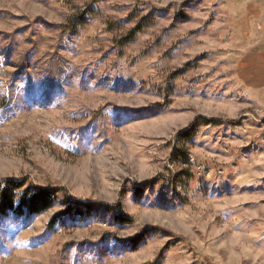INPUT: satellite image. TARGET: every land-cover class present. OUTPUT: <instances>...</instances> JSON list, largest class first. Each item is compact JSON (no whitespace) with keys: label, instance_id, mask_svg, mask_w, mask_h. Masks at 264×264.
I'll return each instance as SVG.
<instances>
[{"label":"rangeland","instance_id":"obj_1","mask_svg":"<svg viewBox=\"0 0 264 264\" xmlns=\"http://www.w3.org/2000/svg\"><path fill=\"white\" fill-rule=\"evenodd\" d=\"M260 44L264 0H0V183L59 191L0 264H264Z\"/></svg>","mask_w":264,"mask_h":264},{"label":"trees","instance_id":"obj_2","mask_svg":"<svg viewBox=\"0 0 264 264\" xmlns=\"http://www.w3.org/2000/svg\"><path fill=\"white\" fill-rule=\"evenodd\" d=\"M24 186L22 181H7L3 186L0 183V202L2 207L8 209L24 207L29 213L41 214L55 205L59 191L52 192Z\"/></svg>","mask_w":264,"mask_h":264},{"label":"crops","instance_id":"obj_3","mask_svg":"<svg viewBox=\"0 0 264 264\" xmlns=\"http://www.w3.org/2000/svg\"><path fill=\"white\" fill-rule=\"evenodd\" d=\"M236 76L242 88L257 97L259 110L264 115V46L260 44L240 54Z\"/></svg>","mask_w":264,"mask_h":264},{"label":"built area","instance_id":"obj_4","mask_svg":"<svg viewBox=\"0 0 264 264\" xmlns=\"http://www.w3.org/2000/svg\"><path fill=\"white\" fill-rule=\"evenodd\" d=\"M258 111H260V110H258ZM261 112V111H260ZM262 113V112H261Z\"/></svg>","mask_w":264,"mask_h":264}]
</instances>
